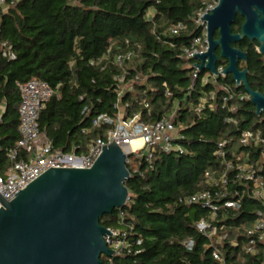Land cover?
I'll return each instance as SVG.
<instances>
[{"label": "trees", "instance_id": "obj_1", "mask_svg": "<svg viewBox=\"0 0 264 264\" xmlns=\"http://www.w3.org/2000/svg\"><path fill=\"white\" fill-rule=\"evenodd\" d=\"M208 2L212 0H21L15 4L8 0L9 9L0 13L1 40L16 55L9 60L0 48V109L5 108L0 122L2 168L7 152L20 138L18 82L39 79L53 88L39 125L53 146L66 152L78 146L76 153L85 152L92 141L107 138L109 127H95L93 121L119 113L124 86L116 80L122 73L113 62L118 52L136 54L125 66V83L131 87L121 100L127 106L126 117L141 114L144 123H154L175 102L179 104L174 122L182 136L175 141L179 150L157 151L151 163L144 159L139 164L137 173L128 165L130 200L101 219L105 227H122L118 216L124 213L126 226L133 229L134 253L119 258V264H222L212 257L211 241L196 228L209 210L181 200L205 189L206 172L221 168L222 160L216 156L219 144L226 142L230 149L244 131L264 130V116L257 114L250 100L240 98L246 90L236 87L232 76L205 85L201 81L205 72L193 79L197 61L186 59L184 53L202 32L196 19ZM243 23L238 16L234 34L241 32ZM178 24H185L186 30L170 36L169 29ZM233 47L247 54L248 61L239 69H248L249 85L263 93L264 55L258 52L259 44L245 39ZM220 65L228 62L221 60ZM136 76L145 81H136ZM222 86L233 88L236 96L225 102ZM213 92L216 100L209 103L214 108L201 107L202 99ZM236 189L240 187L235 184L230 188ZM259 211L264 212V205L246 195L239 211L219 214V235L227 236L219 246L224 264H264L263 246L258 245L254 254L243 252L246 232ZM187 240L195 243L192 251L184 246Z\"/></svg>", "mask_w": 264, "mask_h": 264}, {"label": "built area", "instance_id": "obj_2", "mask_svg": "<svg viewBox=\"0 0 264 264\" xmlns=\"http://www.w3.org/2000/svg\"><path fill=\"white\" fill-rule=\"evenodd\" d=\"M21 0H12L15 4ZM219 0H212L204 4L199 11L196 23L202 28L200 36L194 39L191 48L184 53L186 59H195V54H204L209 49L207 26L201 19L204 14L212 12L211 9L218 5ZM9 9L8 0H0V13ZM185 24H178L169 29L170 36H178L185 31ZM0 48L3 57L13 60L16 55L12 46L1 40L0 26ZM136 54L132 50L127 52H118L113 60L114 65L122 71L116 77V80L123 84V90L119 94V103L117 108L119 113L117 117L109 115H100L94 121L95 127L107 126V138H98L92 141L86 152L76 153L80 146L73 147L70 152L56 149L47 135L41 131L39 120L42 110L54 96L53 88L39 79H32L25 83H17L20 92L21 103L19 112V134L20 138L15 148L7 152L5 156V168L0 166V208L2 207L1 198L10 202L14 200L19 191H23L28 185L33 183L51 168H70V169H90L102 153V146H108L115 141L122 150L129 156L128 165L133 157L137 163H142L144 159L151 163L157 151L161 150L170 153L179 150L175 141L182 139L179 129L175 125V117L179 104L175 102L172 108L164 117L154 123H144L141 114H134L126 117L127 106L121 104L126 89L130 85L126 84L128 75L125 66L132 62ZM195 64H199L197 61ZM227 66L218 64L215 75L209 71H200L196 66H192L194 72L193 79H199L202 72L205 75L201 77L202 83H217L221 78L227 75L221 73ZM136 81H141L140 76L135 77ZM236 87L240 85L236 84ZM225 92L224 101L228 102L236 96V92L230 86L220 88ZM170 96V94L168 93ZM241 99H248L249 95L240 96ZM216 100V93H211L209 97L202 99L201 107L208 105L214 108L209 101ZM146 108L149 103L144 101ZM234 111V110H233ZM5 108L0 109V122L4 115ZM240 147L234 150L232 146L227 148L228 143L219 144L216 156L222 160V166L219 170H209L205 174V189L182 199L185 205H202L209 210L206 218H203L196 224L200 234L211 241L212 257L215 261L224 264L225 256L219 247L226 235H219V214L227 211H239L242 206L243 198L248 195L252 199L261 202L264 205V130L244 131L239 138ZM1 152V145H0ZM138 172V167L134 173ZM132 174V173H131ZM238 185L240 189L231 192L232 185ZM234 198V199H233ZM130 200V198H129ZM128 200V202H129ZM127 202V203H128ZM257 219L253 226L247 230V243L243 247L245 254H254L258 250V245L263 246L264 250V212H257ZM122 227H106L112 235L104 237L109 250L114 251L112 257L103 255L102 264H119V258H126L134 253L132 244L133 229L125 224V215L120 213L118 216ZM141 244V241L138 242ZM194 241L187 240L184 246L188 251L194 248ZM232 245L237 246L236 242ZM121 264H126L121 262Z\"/></svg>", "mask_w": 264, "mask_h": 264}, {"label": "water", "instance_id": "obj_3", "mask_svg": "<svg viewBox=\"0 0 264 264\" xmlns=\"http://www.w3.org/2000/svg\"><path fill=\"white\" fill-rule=\"evenodd\" d=\"M211 10L201 16L209 49L194 55L199 62L194 66L218 75L221 60L228 62L221 73L244 87L257 114L264 116V92L254 91L248 69L238 67L240 61H248L247 54L233 47L245 39L256 41L264 55V0H219ZM238 15L244 23L234 34ZM128 159L114 141L102 146L92 168H51L14 200L1 198L0 264H102L103 255L112 257L114 251L104 239L112 233L101 219L122 209L130 198Z\"/></svg>", "mask_w": 264, "mask_h": 264}, {"label": "rangeland", "instance_id": "obj_4", "mask_svg": "<svg viewBox=\"0 0 264 264\" xmlns=\"http://www.w3.org/2000/svg\"><path fill=\"white\" fill-rule=\"evenodd\" d=\"M153 14V12L152 11H150L149 12V14H148V16L149 17H151V15ZM145 80H141V82H144ZM240 147V143L239 142H237L236 143V145H235V147H234V150H238V148ZM87 151V150H86ZM85 151V152H86ZM130 169H132V170H134V169H136L137 167H138V163H137V161L132 157L131 158V163H130ZM103 258V257H102Z\"/></svg>", "mask_w": 264, "mask_h": 264}, {"label": "flooded vegetation", "instance_id": "obj_5", "mask_svg": "<svg viewBox=\"0 0 264 264\" xmlns=\"http://www.w3.org/2000/svg\"><path fill=\"white\" fill-rule=\"evenodd\" d=\"M238 16H239V15H238ZM238 16H237V17H238ZM236 19H237V18H236ZM235 22H236V21H235ZM234 24H235V23H234ZM234 24H233V25H234ZM233 25H232V26H233ZM218 51H220V50H217V52H218ZM223 61H225V60H223ZM225 62H226V61H225ZM241 63H243V61H240V62H239L238 67H240ZM241 71H243V70H241Z\"/></svg>", "mask_w": 264, "mask_h": 264}, {"label": "crops", "instance_id": "obj_6", "mask_svg": "<svg viewBox=\"0 0 264 264\" xmlns=\"http://www.w3.org/2000/svg\"><path fill=\"white\" fill-rule=\"evenodd\" d=\"M1 109H3V108H1Z\"/></svg>", "mask_w": 264, "mask_h": 264}]
</instances>
